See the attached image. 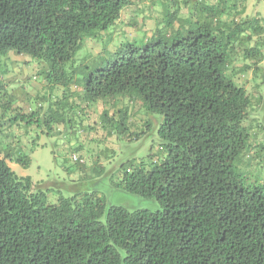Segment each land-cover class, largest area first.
<instances>
[{"label":"trees","instance_id":"obj_1","mask_svg":"<svg viewBox=\"0 0 264 264\" xmlns=\"http://www.w3.org/2000/svg\"><path fill=\"white\" fill-rule=\"evenodd\" d=\"M159 1L166 31L174 32L184 3L210 19L205 33L131 46L81 83L67 77L68 63L137 0H0V58L14 53L45 60L54 79L48 84L69 89L80 82L87 101L138 96L163 117L158 134L165 151L152 170L130 164L121 184L157 201V211L106 209L94 194L49 204L30 177L17 176L7 163L28 168L30 158L6 154L0 159V264H264V187H244L235 169L251 151L242 126L249 107L262 102L230 75L238 57L249 61L242 71L260 68L264 26L257 18L238 19L244 0H200L199 11L191 0ZM253 37L254 46L237 48ZM1 73L0 103L11 106ZM6 104L0 106L5 112Z\"/></svg>","mask_w":264,"mask_h":264},{"label":"rangeland","instance_id":"obj_2","mask_svg":"<svg viewBox=\"0 0 264 264\" xmlns=\"http://www.w3.org/2000/svg\"><path fill=\"white\" fill-rule=\"evenodd\" d=\"M200 2L191 0L187 4L191 8L197 6L199 11L203 5ZM234 4L230 1L228 10ZM180 9V16H174V32L166 31L160 1L137 0L122 11L120 19L108 30L96 32L85 43L68 63L67 77L74 76L75 82L78 79L82 83L88 72L103 68L117 52L131 46L142 48L166 37L172 43L205 33L203 25L210 22L207 16L194 10L190 13L184 3ZM238 9L244 10L238 18L242 22L257 18L264 26V0H244ZM251 32L245 31L246 35ZM257 40L253 37L250 44L242 42L236 46L240 50L254 46ZM0 63L2 79L14 98L11 106L5 100L0 103L9 106L6 112L0 108V159L6 154L30 158L28 168L7 160L17 176L30 177L47 194L49 204L58 203L60 198L94 194L105 199L106 209H161L157 201L125 192L121 186L124 170L130 164L149 171L163 160L165 151L158 134L161 115L149 112L143 99L136 95L91 102L83 99L80 82L69 89L52 87L48 81L53 83L54 79L47 75L50 69L45 60L10 53L1 57ZM248 64L238 57L230 67V75L249 97L262 103L249 107L242 126L251 151L242 153L243 164H235V169L244 187L255 188L264 187V62L255 71H242ZM74 156L84 163H77Z\"/></svg>","mask_w":264,"mask_h":264},{"label":"built area","instance_id":"obj_3","mask_svg":"<svg viewBox=\"0 0 264 264\" xmlns=\"http://www.w3.org/2000/svg\"><path fill=\"white\" fill-rule=\"evenodd\" d=\"M74 160H75V161H77V160H78L77 156H74Z\"/></svg>","mask_w":264,"mask_h":264}]
</instances>
